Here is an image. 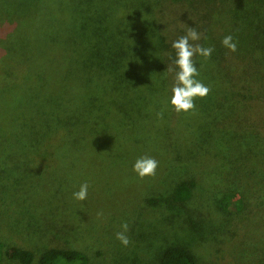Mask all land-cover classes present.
Here are the masks:
<instances>
[{"label": "rangeland", "instance_id": "1", "mask_svg": "<svg viewBox=\"0 0 264 264\" xmlns=\"http://www.w3.org/2000/svg\"><path fill=\"white\" fill-rule=\"evenodd\" d=\"M184 1L188 26L204 34L194 43L212 47L210 60L221 70L199 73L209 92L196 103L218 110L224 99L241 106L257 96L261 101L250 104L264 118V0ZM181 3L0 0V242L6 247L30 241L34 251H81L88 264H159L161 251L178 245L194 247L197 264H264L262 136L231 128L171 140L145 124L120 136L122 113L107 107L118 105L125 90L91 64L104 25L107 39L143 45L147 23L156 25L160 9L167 37L184 35L187 23L173 10ZM237 4L241 18L232 15ZM229 34L235 52L221 45ZM148 50L153 49L145 52L151 55ZM226 56L233 59L228 63L233 75L222 79L229 72L218 65ZM155 59L137 61L148 76L145 84L136 79L137 86L159 87L148 71L161 63ZM124 61L128 66L135 58ZM228 112L235 123L250 113L237 107ZM100 129L109 134L98 136ZM44 134L50 135L52 157L48 167L30 172L29 159L38 155ZM139 156L157 160L154 175L139 178L132 171ZM189 179L214 200L227 198L224 217L212 224L174 218L181 209L169 208L165 200L177 183ZM85 182L87 199L74 200L72 193ZM122 223L128 225L127 246L115 238Z\"/></svg>", "mask_w": 264, "mask_h": 264}, {"label": "trees", "instance_id": "2", "mask_svg": "<svg viewBox=\"0 0 264 264\" xmlns=\"http://www.w3.org/2000/svg\"><path fill=\"white\" fill-rule=\"evenodd\" d=\"M181 7L174 8L173 10L179 11V16L182 21H186L184 28L185 31L188 28V3L182 0ZM158 9L156 11L155 20L156 25L151 26V22L148 21V41H144L143 45H139V42L135 41L133 46L124 45L123 40L118 42L112 38L107 39L105 37V30L101 36L102 45L97 49L91 58V64L94 65L98 72L102 75L110 77L115 85L122 90H125V95L122 100L116 106L108 105L109 111H119L122 113L121 125L118 127L120 136L126 134V129H135L142 124H145L149 130L155 135H163L168 139H187L199 136H209L218 133L220 130L238 129L249 130V132L255 135H261L264 139V118H259L257 112L252 108L250 101L256 100L259 102L261 98L252 96L247 104H240L237 106L234 100L224 99L222 103L217 105L218 110L213 104L207 105L205 108L202 105H198L194 101L195 108L189 113H185L186 117L182 120L184 114L176 113L168 104V98L170 96V89L173 82L175 67L172 64L174 59V50L171 48V36L168 38L164 26L161 24L162 11ZM245 10L247 8L245 7ZM139 10L134 11V15L137 16ZM241 11L239 4H237V12L233 13V16L241 18L238 14ZM152 18V16H151ZM201 39L203 40V33L200 32ZM256 39V38H255ZM87 40L84 39V43ZM148 48L153 49L151 55H156V62H161L154 69H148L151 75H155V82L159 86L156 89H151L149 85H136V79H140L145 84L147 80V74L145 68L139 69L137 61L143 63L151 58V55H146ZM126 58H135V62L128 64L124 63ZM224 64L218 65L220 68H227L228 74L221 76L233 75L230 72V65L228 64L231 58L224 57ZM211 57L207 59H200L199 56L194 57V61L197 70L200 74L204 72L208 75H214L215 72H220L219 68H215V65L211 62ZM207 61V62H205ZM137 67V68H136ZM169 69H172L170 71ZM209 76V75H208ZM214 78V76H210ZM232 80V79H231ZM224 84V81H223ZM234 85V84H233ZM231 85V88H233ZM110 99V98H109ZM241 102V101H238ZM253 103V102H251ZM245 105V106H244ZM233 107L238 109L245 108L247 112H250L248 117L239 118V122H234L232 119L233 114L228 112ZM259 112V111H258ZM159 114V115H158ZM118 118V117H117ZM151 128H150V127ZM233 126V127H231ZM121 129V130H120ZM245 129V130H244ZM70 130V128H69ZM256 130V132H254ZM70 134V131H69ZM103 134H109L106 129L98 131V136ZM58 136H64V134ZM138 136V135H136ZM50 135L44 134L43 139L39 140L40 146L38 155L30 158V164L27 169L37 171V167H48L47 160L52 157L50 153V141H48ZM47 162V163H46ZM211 194V193H210ZM200 198V199H199ZM169 208H180L181 214L174 217L177 220L187 219L191 224H198L199 222L212 224L218 221L217 216L222 217L227 213V207L229 202L227 198H222L221 201L214 200L209 192H201L196 190V183L192 180H183L175 185L171 194L165 200ZM201 201V202H200ZM202 203V204H201ZM174 218L172 222L174 221ZM197 221V222H196ZM194 222V223H193ZM196 222V223H195ZM31 242L28 241L27 245L23 247L5 246L0 242V263L4 261H13L18 264H88L87 256L77 250L68 248L50 247L43 249L42 251H34L31 246ZM194 247H183L178 245L168 246L164 248L159 255V264H197Z\"/></svg>", "mask_w": 264, "mask_h": 264}, {"label": "clouds", "instance_id": "3", "mask_svg": "<svg viewBox=\"0 0 264 264\" xmlns=\"http://www.w3.org/2000/svg\"><path fill=\"white\" fill-rule=\"evenodd\" d=\"M201 39V34L193 27L188 26L184 35L179 36L171 42L174 50L172 64L175 67L173 82L170 89L168 104L176 113H189L194 110L196 98H203L209 92V87L198 79L194 57L199 56L207 59L213 52L212 47H204L194 43ZM221 45L231 52L236 51V41L231 34L223 36ZM172 71V69H169ZM159 115V114H158ZM158 162L151 156H139L132 165V171L139 178L155 174ZM89 185L81 183L78 190L72 193L76 201H85L88 196ZM128 225L121 224V231L117 232L115 238L121 245L127 246L129 239L126 235Z\"/></svg>", "mask_w": 264, "mask_h": 264}]
</instances>
